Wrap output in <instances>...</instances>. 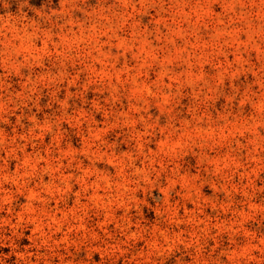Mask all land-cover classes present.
I'll use <instances>...</instances> for the list:
<instances>
[{"label": "rangeland", "instance_id": "obj_1", "mask_svg": "<svg viewBox=\"0 0 264 264\" xmlns=\"http://www.w3.org/2000/svg\"><path fill=\"white\" fill-rule=\"evenodd\" d=\"M0 264H264V0H0Z\"/></svg>", "mask_w": 264, "mask_h": 264}]
</instances>
